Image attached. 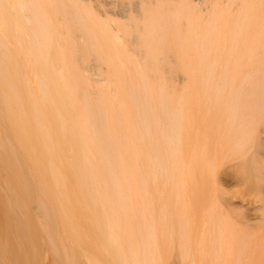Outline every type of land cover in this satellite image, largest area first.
Here are the masks:
<instances>
[{
  "label": "bare ground",
  "instance_id": "1",
  "mask_svg": "<svg viewBox=\"0 0 264 264\" xmlns=\"http://www.w3.org/2000/svg\"><path fill=\"white\" fill-rule=\"evenodd\" d=\"M0 264H264V0H0Z\"/></svg>",
  "mask_w": 264,
  "mask_h": 264
},
{
  "label": "rangeland",
  "instance_id": "2",
  "mask_svg": "<svg viewBox=\"0 0 264 264\" xmlns=\"http://www.w3.org/2000/svg\"><path fill=\"white\" fill-rule=\"evenodd\" d=\"M101 1L112 3V1H114V0H101ZM100 16L104 17V18L110 17L112 20L111 21L112 23H114V20L116 21V20L126 19L125 17H123V15H121L120 13H118L116 11H108L106 13L103 12V13H100ZM228 188H229L230 195L232 197V201L234 203V209H235L234 213L236 215L247 216V217L249 216V213H250L251 215L249 217H251L253 215L254 210L252 208L250 210L249 206H251V205H250L248 199L253 198L254 194L251 193L250 191L245 190L243 188V186L239 185V184H231L228 186ZM256 204H259V201H257ZM240 207H241V209H240ZM242 213H243V215H242ZM236 215H235V217H237Z\"/></svg>",
  "mask_w": 264,
  "mask_h": 264
}]
</instances>
